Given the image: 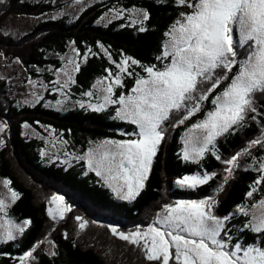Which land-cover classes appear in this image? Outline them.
<instances>
[{
    "label": "trees",
    "instance_id": "trees-1",
    "mask_svg": "<svg viewBox=\"0 0 264 264\" xmlns=\"http://www.w3.org/2000/svg\"><path fill=\"white\" fill-rule=\"evenodd\" d=\"M62 6L52 1L6 0L0 10V50L20 60L30 75L38 78L42 75L34 69L59 67V60L50 56L63 55L73 47L79 55L87 56L76 75L74 90L78 94L86 93L98 79L116 72L123 56L135 59L141 66L163 68L168 60L158 57L163 54L166 33L181 13L191 11L179 6L176 0H106L87 7L74 20L62 17L43 21L20 38L2 32L1 22L7 13L41 16ZM118 7L146 11L149 19L144 23V30L122 25L121 20L100 23L105 13ZM245 55L246 49H241L240 57ZM140 68L135 70L145 75L143 67ZM236 71L234 68L233 73ZM43 76L48 82L52 80L50 75ZM129 78L126 91L134 84L135 78ZM227 83L224 81L209 95L200 114L175 127L183 113L174 114L165 122L164 139L145 187L135 199L126 201L115 198L95 174H85L82 167L47 163L40 154L42 142L26 136L23 128L28 124L37 130L54 129L81 153L94 142L132 138L129 134L136 131L133 124L119 121L106 111L75 108L64 112L43 103L19 106L9 97L8 84L0 79V122L7 124L10 135L0 150V176L11 181L12 188L20 194L11 209L12 216L18 221H31L19 239L0 245V264H19V258L33 248L32 264H157L148 261L140 247L113 234L112 228L124 233L143 229L176 199L215 196V214L219 217L231 216L240 205L253 206L259 202L264 196V182L257 183L262 175L251 163L261 151H253L250 142L264 130V95L258 94L257 112L249 113L244 126H236L216 140V153L208 151L198 163L187 162L181 155L186 127L210 110L209 102ZM245 149L250 154L239 158V167L229 177L225 169L230 165L224 161ZM241 163H244L242 167ZM203 170L215 174L207 183L196 189L176 187L178 179ZM57 195L63 196L70 208L61 221L53 220L48 211L51 198ZM77 217L87 222L84 228L80 227L81 220ZM247 221V217H239L226 222L231 240L248 245L264 242V235L244 227ZM47 238L54 241L53 254L45 250Z\"/></svg>",
    "mask_w": 264,
    "mask_h": 264
},
{
    "label": "snow or ice",
    "instance_id": "snow-or-ice-1",
    "mask_svg": "<svg viewBox=\"0 0 264 264\" xmlns=\"http://www.w3.org/2000/svg\"><path fill=\"white\" fill-rule=\"evenodd\" d=\"M176 3L191 11L181 13L166 33L169 40L158 59L168 60V63L163 68L142 66L147 76L136 80L131 94H122L116 99H113L114 86H121L122 79L120 75L110 79L113 75L110 72L109 77L104 78L109 82L101 89L105 93L103 103L88 105L99 112L108 105L119 104L117 117L137 126L138 131L129 134L135 139L104 140L89 148L86 155L89 168L97 176L104 177L124 199H135L145 187L164 139L163 125L174 114L183 113L173 126L184 124L195 113L202 111L203 102L211 93L228 81L212 99L213 110L195 123L186 136L183 158L198 159L209 151L210 145H215L218 137L229 133L235 126H244L249 113L257 112L258 94L264 95V0H176ZM148 19V13L143 12L142 20ZM241 49H246L242 59L239 58ZM84 59L86 61L87 56ZM138 63L131 57H125L117 68L120 73L131 75L129 67ZM68 65L72 66L71 71L60 70L67 77L62 85L65 88L69 82H75L71 72H79L81 68L72 58L68 59ZM234 68L237 69L235 73ZM98 83L103 84L104 81ZM85 95L92 97L94 93L89 91ZM255 118L253 115L252 119ZM5 129L6 124L0 122V133ZM256 144L264 146V139L250 142L252 146ZM245 154H250L248 149L224 161L230 165L225 169L229 177L233 169L239 167V158ZM216 158L220 159V156ZM258 171L264 172V164ZM209 179V174L185 176L176 183L196 187ZM260 182H264V175L257 181ZM4 183L10 185L11 181ZM8 191L11 201L15 202L20 194L11 188ZM248 195L251 196L252 192ZM63 200V196L51 198L52 202L63 203ZM215 203L211 197L200 201H179L174 206H165L164 214L158 215L146 231L125 234L112 228V232L121 240L140 247L145 258L157 264H264V242L247 246L231 244L226 232V222L230 218L217 216L212 210ZM7 207L5 199H0V212ZM255 207L258 211L251 214L244 227L264 235V200H260ZM68 210L69 207L60 210L59 218L63 219L64 212ZM48 211L56 220L57 215L52 209ZM240 211L249 216L245 208L241 207ZM77 219L81 220L80 227L84 228L87 222L80 217ZM30 224V220L14 224L0 217V229L3 230L0 242L17 239V234H23L25 226ZM34 251L35 248L21 256L19 264H29L34 259Z\"/></svg>",
    "mask_w": 264,
    "mask_h": 264
},
{
    "label": "rangeland",
    "instance_id": "rangeland-1",
    "mask_svg": "<svg viewBox=\"0 0 264 264\" xmlns=\"http://www.w3.org/2000/svg\"><path fill=\"white\" fill-rule=\"evenodd\" d=\"M5 1L6 0H0V10H1L2 4ZM27 1H29V2L52 1L56 4H61L63 6L58 11L46 13V14L41 15V16H28V15H19V14L7 13L3 17L2 22H1L2 32L4 34H7L8 36H12L14 38H20L23 35H25L26 33H28L29 31H31L33 29V27H35L37 24H39L43 21H46L49 19H59L62 17H66L67 19L74 20L87 7H89L93 4H96L98 2H101V1H106V0H27ZM118 11L120 12L119 16H117ZM143 12H144L143 10L138 9V8L126 9L123 7H118L115 9H111L107 13H105L102 16V18L100 19V23L103 25H106L112 21L121 20L122 25L128 24V25L138 27L139 29H141V28H144V23H145V21L142 20V13ZM168 40H169V37L167 36V40L165 42V45L168 43ZM165 45H164L163 50H165ZM74 50L75 49L73 47H70V48H68V51L66 53H64L63 55L62 54H60V55L56 54V55L50 56L52 58L59 60L60 66L59 67H46L44 69H34L36 72H38L42 75L38 78L31 76L29 70H27L24 67L23 63L20 60L13 58V57H10V56H7L6 54H4L0 50V79L4 80L8 84L9 90H10L9 97L11 99H14L15 103L19 106H34V105H37L39 103H43L45 106H47L49 108L59 110V111H64V112L75 109V108L92 110V108H90L88 106L89 104L103 103V96L105 95V93L103 91H101V89L103 87H105L106 84L109 82V80L104 79L106 77L98 79L95 82L93 88L91 90H89V91H92L94 93V95L92 97L86 96L85 93L84 94L83 93L78 94L75 92L74 86H75V82H76V75L78 72H71L73 79L75 81L74 83L69 82L68 86L66 88L62 87V85L67 80V77H65L64 73L61 72L60 70L65 69L67 71H71V68H72L71 65H68V59L69 58L75 59L76 62L79 63L80 65H81L82 61L84 60V57L82 55L77 56V51L76 50L74 51ZM125 57H127V56H123V58L121 59V62L123 61V59ZM240 58L242 59L243 57H240ZM138 67L142 68V66L139 63L135 64V65H131L129 67L128 72H131L132 73L131 75H129L128 73H120L118 68H117L118 70L116 72L112 73L113 75L110 79H114L115 75H120L121 79H122V85L121 86H114L115 95L113 96V99H116L119 95H122V94L123 95L131 94V90L135 86L136 80L141 76H145V77L147 76V73L145 75L138 73L135 70V69H138ZM43 75L52 76V80L50 79V81L48 82ZM130 76H133L135 78L133 80L134 84L132 86H130V88H128V90L126 91L125 86L127 85V81L130 79L129 78ZM107 77H109V75ZM58 80L60 81L59 84L56 83ZM29 81H32L33 83H29ZM99 81H104V83L100 84V83H98ZM89 91H87V92H89ZM211 101L209 102L211 108L208 111L213 110V108L215 107V105H213L211 103ZM81 104H83L84 106L81 107ZM205 105H207V104H205ZM120 107L121 106L119 104L108 105L103 111H99V112H104V111L111 112V115L113 118H115L119 121L130 123L128 120L121 119V118L117 117V110ZM203 110H204V104L202 105V111L197 112L194 115L200 114L201 112H203ZM208 111L206 110V112H204L202 114L201 118H196L195 122H192L190 125H188L186 127L185 132L183 134V138H182V149H181L182 158H183V153H184L185 148H186V145H185L186 136L188 134H190V129L192 128V126L195 123H198L201 120H203L204 118H206V114ZM25 125H27V127H25ZM25 125L23 128L24 134L28 137L36 138L42 142V148L40 150V154L47 163H49V164L50 163H56V164L66 165L67 167L78 166L79 168L80 167L83 168V170L85 171V174L91 172V173L96 175L95 171H93L92 169L89 168L88 162L86 159V155H87L89 148L95 147L96 145H98L100 142H102L104 140L94 142L89 146V148L86 151H83L81 153H77L71 147V144L68 141V139L65 138L61 133L56 132V130L51 129V128H47V127H42L41 130H37L28 124H25ZM134 126L136 128V131H138L137 126L136 125H134ZM235 127L233 130H235ZM233 130H231V131H233ZM8 136H10L9 135V128L6 124L5 131L3 133H0V140L3 141V145L0 146V150L6 144ZM220 137H222V136H220ZM220 137H218V138H220ZM135 138L136 137L133 136L132 138H128V139H135ZM257 139H264V130L261 131V133H259L257 135L256 140ZM107 140H110V139H107ZM124 140H127V139H124ZM215 145H216V141H215ZM215 145L214 146L210 145L209 151L211 150L213 153H216V150H215L216 146ZM259 149L261 151L260 156H258L257 158H255V160L252 161L251 167L255 171L260 172L261 175H264V172L258 171L260 165L264 164V146H261L260 144H256L255 146H252L253 151L259 150ZM249 151L251 152V150H249ZM206 153H205V155H206ZM205 155L202 158L190 159V160H186V161L191 162V163H198L205 157ZM81 163H83L82 166H80ZM243 165H244V163L240 164L241 167ZM204 174H209V175H211V177L213 176L212 174L206 172L205 170L199 171V172L194 173V174H189L187 176H203ZM97 177L104 184V186L110 190L111 194L115 198L120 199V200H126V201H132L133 200V199L132 200L124 199L122 194H117V192L114 191V189L109 186L108 182H106L104 177H102V176H97ZM6 180L7 179L0 176V199H5L6 203L8 204V207L5 209V211L0 212V217H3V219L5 221L11 220L14 224H23L24 221L16 220L11 214V209L18 199L15 200V202L11 201V198H10L11 194L8 191V189L9 188L13 189V188L11 185H6L4 183V181H6ZM178 180H180V179H178ZM145 183H146V181H145ZM202 185H197L196 187H186V186H181V185L176 183V187L181 188V189H196L197 187H200ZM57 196H60V195H57ZM210 197L214 198V200L216 202L215 196H207V197H204V198L202 197L201 199H195V200L176 199L174 203H171L168 205L174 206L179 201H200V200L208 199ZM261 200H264V196L262 197ZM216 203H215V206H216ZM257 204H258V202L256 204H254L253 206L249 205L247 203L240 205L233 212V214L231 216H229L230 219L227 222H231V220H234L235 218L247 217L248 218V221L246 222V224H247L249 222V220L251 219V214L253 212L258 211L257 208L255 207ZM58 205H59V208H58ZM215 206L212 209L214 213H215ZM65 207H69L67 205V203L65 202V200H63V203L52 202L50 200L49 208L52 209L53 214L57 215V219L55 221H61L62 220L59 218L58 212L60 210H63ZM241 207H243L249 211V216H245L243 214V212L240 211ZM68 211L64 212L63 218L66 217V214ZM165 211H166V209L164 207L162 211L161 210L159 211L158 215L164 214ZM158 215H157V217H158ZM157 217L155 218V220L157 219ZM153 222H152V224H153ZM152 224H150V225H152ZM150 225L146 226L143 229H137V230L146 231ZM27 226H25V230H26ZM232 227H233V225H232ZM137 230H134L133 232H135ZM226 232H227V236L230 237V234H228V226H226ZM2 233H3V230L0 229V236H2ZM129 233H131V232H129ZM125 234H128V233H125ZM222 235H224V233H222ZM21 236H22V234H17V239H19ZM17 239H15V240H17ZM7 242H10V241L0 242V245L5 244ZM230 243L231 244L241 243L245 246L248 245L247 243H244V242H237V241L234 242L231 240V237H230ZM257 245H259V244L257 243ZM44 246H45V250L47 251L48 254H53L55 252L56 247H55L53 240L48 239V238L45 239L44 240ZM32 260L29 261V264H32ZM170 264H171V262H170Z\"/></svg>",
    "mask_w": 264,
    "mask_h": 264
}]
</instances>
